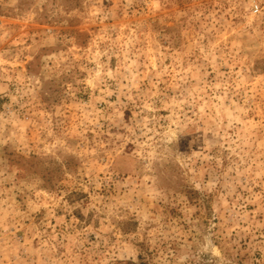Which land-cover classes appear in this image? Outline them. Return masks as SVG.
<instances>
[{"label":"rangeland","instance_id":"obj_1","mask_svg":"<svg viewBox=\"0 0 264 264\" xmlns=\"http://www.w3.org/2000/svg\"><path fill=\"white\" fill-rule=\"evenodd\" d=\"M133 263L264 264V0H0V264Z\"/></svg>","mask_w":264,"mask_h":264},{"label":"built area","instance_id":"obj_2","mask_svg":"<svg viewBox=\"0 0 264 264\" xmlns=\"http://www.w3.org/2000/svg\"><path fill=\"white\" fill-rule=\"evenodd\" d=\"M258 10H259V5L256 4V5H255V8H254V11H258Z\"/></svg>","mask_w":264,"mask_h":264},{"label":"trees","instance_id":"obj_3","mask_svg":"<svg viewBox=\"0 0 264 264\" xmlns=\"http://www.w3.org/2000/svg\"><path fill=\"white\" fill-rule=\"evenodd\" d=\"M134 264V263H133Z\"/></svg>","mask_w":264,"mask_h":264}]
</instances>
